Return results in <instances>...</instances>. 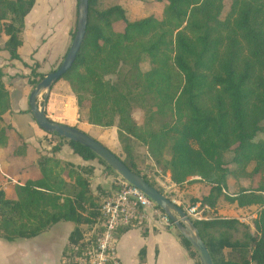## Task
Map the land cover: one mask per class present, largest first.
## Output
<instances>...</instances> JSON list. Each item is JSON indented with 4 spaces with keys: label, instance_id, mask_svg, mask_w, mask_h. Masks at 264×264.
Instances as JSON below:
<instances>
[{
    "label": "trees",
    "instance_id": "16d2710c",
    "mask_svg": "<svg viewBox=\"0 0 264 264\" xmlns=\"http://www.w3.org/2000/svg\"><path fill=\"white\" fill-rule=\"evenodd\" d=\"M106 1L89 0L83 41L71 67L51 88L47 116L82 131V120L116 127L126 159L117 156L162 193L142 172L144 159L133 154L132 139L147 146L149 157L164 174L169 172L177 191L190 181L210 185L203 196L189 197V204L201 201L215 208L223 196L238 207L258 205L253 232L233 217L193 223L214 264H264V0ZM134 1L163 3L161 17H135L130 11ZM34 3L0 0V34L7 36L1 48L10 60L21 59L24 19ZM74 33L75 28L71 38ZM143 61L148 63L145 70ZM30 67L27 81L33 87L46 72L37 71V61ZM3 77L0 68V146L8 144L13 132L18 142L10 155L24 159L27 141L3 118L11 111ZM59 81H66L75 97L76 123L49 114L52 89ZM135 108L143 111L142 123L132 115ZM25 111L30 113L29 107ZM47 134L53 138L49 152L34 159L32 177L20 178L12 195L0 190V238H29L58 221H71L75 226L64 256L72 261L92 246L104 220L101 200L115 189L98 200L102 190L90 188L95 166L73 164L55 154L67 145L83 160H96L108 174L120 176L88 147ZM229 179L249 183L241 182L237 192L226 193ZM239 225L250 232L249 245L223 236V230ZM85 230L91 234L86 236ZM178 237L195 264H201L188 240L179 232Z\"/></svg>",
    "mask_w": 264,
    "mask_h": 264
},
{
    "label": "crops",
    "instance_id": "0c3cea01",
    "mask_svg": "<svg viewBox=\"0 0 264 264\" xmlns=\"http://www.w3.org/2000/svg\"><path fill=\"white\" fill-rule=\"evenodd\" d=\"M77 3L78 0H35L32 9L24 19L23 44L19 48L20 60H10L9 53L1 48L7 36L0 34V68L4 72L3 80L9 89L11 100V111L5 113L3 118L6 124L14 127L28 143V154L24 159L11 156V150L8 151L18 168L17 176L7 172L6 159L9 157H4V149L0 146V166L6 175L17 180L16 183H19L20 178L26 177H21L25 163L32 164L39 152L45 154L46 151H42V148L48 145L40 141L44 132H41V128L32 119V115L25 111L28 108V95L32 88L27 81L30 66L37 61L39 63L37 71L48 72L52 63L62 56L70 40V32L75 28ZM40 30L47 31L41 33ZM38 37L43 41L42 44L37 43L40 40ZM28 40L34 42L33 46H28ZM22 49L25 50L23 55ZM44 64L48 66V70L43 69ZM111 129H114V133L117 134L116 127ZM55 155L56 158L73 164L86 163L67 145H64ZM97 168L98 166L95 169ZM94 174L96 175V172ZM36 175H38L37 172ZM102 176H96L97 183L101 184V181H107L108 178L112 184L117 179V177L113 179L112 175L106 172ZM165 176L170 180L169 172H166ZM2 177L3 175L0 174V178ZM92 179L94 178L90 177V181ZM16 183L8 180L3 191L7 195H12V186ZM172 184V189L176 190V185ZM106 187L110 188V186L103 188ZM227 204L233 209L237 207L235 203L227 202ZM251 207L253 206L248 208ZM243 209L245 207H238L237 210ZM221 210L224 208H220V199H218L215 211L220 216ZM67 223L68 221H58L40 234L29 238H17L13 241L0 238V264H81L74 259L72 261L65 259L64 248L74 228ZM246 224L250 230L253 229L252 223L247 221ZM85 232L86 236L91 234V231L85 230ZM116 249L120 264H195L194 259L181 244L178 231L170 226L148 223L144 226H131L119 230Z\"/></svg>",
    "mask_w": 264,
    "mask_h": 264
},
{
    "label": "rangeland",
    "instance_id": "374dc122",
    "mask_svg": "<svg viewBox=\"0 0 264 264\" xmlns=\"http://www.w3.org/2000/svg\"><path fill=\"white\" fill-rule=\"evenodd\" d=\"M108 3H109L108 1L103 0V4H108ZM163 6H164L163 3L156 2V1H134V3L131 5L130 11L135 17H143V16H146L149 14H153L156 17H161ZM116 28H121V26L116 25ZM40 31L42 33L43 31H47V30H40ZM38 38L40 39V37H38ZM71 40H72V38L70 35V40L67 43V48L69 47ZM35 42H37V41H35ZM33 43H34L33 41L28 40V46L29 45L33 46ZM37 43L42 44L43 41L40 39ZM67 48L64 50L62 56L60 58H57L52 63L49 71L55 69L59 65V63L62 61V59H63V57L67 51ZM24 53H25V50L22 49L21 54L23 55ZM140 66H141L142 70H145L146 68H148L147 61H143ZM43 69L48 70V66H45V64H44ZM38 99H39V101H41L42 96L38 97ZM75 106H76L75 97L71 92H69L67 82L66 81H59L55 85V87L52 89L51 98H50V102H49V114L54 119H62L63 118V119H66L70 123H76V118H77L78 113H77ZM132 115L138 123H142L143 111L141 109L135 108L132 111ZM158 121H161V119H159ZM5 124H6V122H5ZM78 127L83 129L86 133H88L93 138L100 141L103 145L110 148L111 151H113L121 159H126L125 153L123 151V144L119 143V141L117 139V134L114 133V131H113L114 129H111L112 127L103 128V127L88 124L84 120L79 122ZM40 130H41V132H44V131H42V129H40ZM42 134H43V137H42V140H40V141H44L46 144H48L42 148V151H46V153H48L49 148H50V142H51V140H53V138L45 132ZM8 135H9L8 144L6 146L2 147L4 149L3 154H4V157H9L8 159H6L7 172L9 174L15 176L18 168L16 166L14 158L8 154V151L11 150V148L16 144V142H18V140L14 136L13 132L10 131ZM131 146L133 149V154L140 161L142 159H144L143 165L141 166L142 172L147 171V172L153 173V175L150 174V179L153 182H155L156 186L158 188H160L163 191V193H166L168 196H170L171 197L170 199H175L182 206L189 204V200H188L189 197H191V196L192 197H194V196L201 197L209 191V188H210L209 184H207L203 181H190V182L184 184L183 192H179L177 190L174 192H170V190L173 188V184L170 182L169 177H167V180H165L166 178H163V176L165 174L161 170L162 168H160L159 166L154 164L153 160L149 157V153L147 151V146L141 144L136 139L131 140ZM1 152H2V150H1ZM39 153H41V152H39ZM93 163L95 165H93ZM85 164H92L93 166H95V168H96V166H98V168L94 170V172H96V175L93 173V175L91 176L94 179H92L90 181V188L92 191H95L97 188L102 190V192H98L99 193L98 197H97L98 200L100 199V197L102 198V195L105 193V191H108V190L112 191L113 189H115L114 188L115 185L113 183L111 184L109 182L108 178L106 179L107 181H101V184L97 183L98 181L96 179V176L103 177L102 176L103 173L106 172L105 171L106 169H104V165L102 163H100L96 160H88V161H86ZM25 167H30V168H27L22 173L23 176H21V177H25L27 175H28V177H32V173L35 172V171H33L32 164L31 163H25ZM156 169H158L159 172ZM146 174L148 175L149 173H146ZM112 177L114 179L115 176L112 175ZM194 178H197V177H194ZM241 182L243 185H248L249 180L244 179V180L236 182L233 179H229V186L225 190L226 193L237 192L239 187H240ZM255 183H256V179L253 180V184H255ZM104 186H110V188H107V187L103 188ZM219 199H220V208H222V207L224 208V210H221V216L223 215L225 217L230 216L231 218L232 217L233 218H238V217L246 218L247 216H251L252 214H254L256 212V210H258L257 208H260L258 205H253V207H251V208L245 207V209H243V210H237L238 206L234 207V209L231 206H227L228 204H227V202L223 196H221ZM209 215H211V218H214V217H216V215H219V214H217V212L215 211V208H213V212H210ZM252 219L253 218L248 219L249 223H252ZM67 224H71L74 227L73 222L68 221ZM244 224H246V223L244 222ZM85 227L87 228L88 225H85ZM251 230L253 232L254 229H251ZM218 232H219V230H217L215 232V234H218ZM222 232L224 234L223 236L228 237L230 240H240V241H242L248 245L250 244V241H249L250 232H248L244 226L239 225L236 227V229L223 230Z\"/></svg>",
    "mask_w": 264,
    "mask_h": 264
},
{
    "label": "water",
    "instance_id": "95a60500",
    "mask_svg": "<svg viewBox=\"0 0 264 264\" xmlns=\"http://www.w3.org/2000/svg\"><path fill=\"white\" fill-rule=\"evenodd\" d=\"M89 0H78L75 33L59 65L47 72L31 88L28 95V107L36 124L45 133H56L61 137L79 142L88 147L105 161L128 183L138 187L150 197L171 220V228L182 234L196 251L201 264H214L198 228L186 215L184 209L174 203L164 193L151 185L143 175L131 170L113 151L86 132L71 125L51 120L46 114V104L53 84L71 67L83 41L88 18ZM42 96L39 101L38 97Z\"/></svg>",
    "mask_w": 264,
    "mask_h": 264
},
{
    "label": "built area",
    "instance_id": "2783aa9c",
    "mask_svg": "<svg viewBox=\"0 0 264 264\" xmlns=\"http://www.w3.org/2000/svg\"><path fill=\"white\" fill-rule=\"evenodd\" d=\"M158 171V169H156ZM159 172V171H158ZM149 173L153 175V173ZM0 190H3L8 180L17 182L16 179L6 175L1 166ZM165 176V175H164ZM163 176V178H164ZM167 179V177L165 176ZM115 190L109 196L102 198L100 212L104 218L101 230L96 236L92 246L75 258L81 264H120L117 254V232L131 226H144L148 223L157 226H171L172 222L159 206L138 187L128 183L121 177L114 181ZM182 207L186 215L193 220L210 219L213 208L207 203L197 201L194 204L181 205L175 199H171ZM246 218L238 217L242 222L255 218L259 209ZM252 219V220H253Z\"/></svg>",
    "mask_w": 264,
    "mask_h": 264
}]
</instances>
